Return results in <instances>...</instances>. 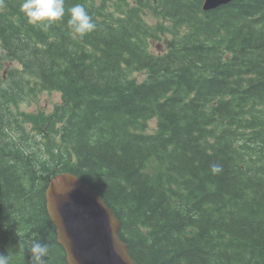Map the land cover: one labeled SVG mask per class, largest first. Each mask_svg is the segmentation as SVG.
I'll list each match as a JSON object with an SVG mask.
<instances>
[{
    "label": "trees",
    "instance_id": "obj_1",
    "mask_svg": "<svg viewBox=\"0 0 264 264\" xmlns=\"http://www.w3.org/2000/svg\"><path fill=\"white\" fill-rule=\"evenodd\" d=\"M203 1L65 0L48 28L0 2L9 264H29L32 242L67 264L45 206L63 172L113 211L136 264H264V0ZM77 3L96 24L83 38L67 26ZM43 94L59 102L25 109Z\"/></svg>",
    "mask_w": 264,
    "mask_h": 264
},
{
    "label": "water",
    "instance_id": "obj_2",
    "mask_svg": "<svg viewBox=\"0 0 264 264\" xmlns=\"http://www.w3.org/2000/svg\"><path fill=\"white\" fill-rule=\"evenodd\" d=\"M235 0H204L210 11ZM48 217L67 264H136L119 239L120 224L105 202L79 178L61 173L45 191Z\"/></svg>",
    "mask_w": 264,
    "mask_h": 264
},
{
    "label": "clouds",
    "instance_id": "obj_3",
    "mask_svg": "<svg viewBox=\"0 0 264 264\" xmlns=\"http://www.w3.org/2000/svg\"><path fill=\"white\" fill-rule=\"evenodd\" d=\"M2 2V0H0ZM21 12L32 25L43 28L50 27L54 22L60 21L65 15V0H23L20 6ZM67 26L78 38H83L95 30L96 24L82 4H75L69 9ZM212 173H219L222 169L218 164L211 166ZM47 246L32 242L29 252V264H46ZM0 264H9L7 255H0Z\"/></svg>",
    "mask_w": 264,
    "mask_h": 264
},
{
    "label": "rangeland",
    "instance_id": "obj_4",
    "mask_svg": "<svg viewBox=\"0 0 264 264\" xmlns=\"http://www.w3.org/2000/svg\"><path fill=\"white\" fill-rule=\"evenodd\" d=\"M156 51H163L164 47H156ZM56 102H59V97L56 94H43L38 97V99L35 102L28 103L30 106L26 107L25 109L28 111L29 109L32 111H35V109H44V110H50L52 108V105ZM155 122H150V127H153V124Z\"/></svg>",
    "mask_w": 264,
    "mask_h": 264
},
{
    "label": "bare ground",
    "instance_id": "obj_5",
    "mask_svg": "<svg viewBox=\"0 0 264 264\" xmlns=\"http://www.w3.org/2000/svg\"><path fill=\"white\" fill-rule=\"evenodd\" d=\"M103 116V115H102Z\"/></svg>",
    "mask_w": 264,
    "mask_h": 264
}]
</instances>
